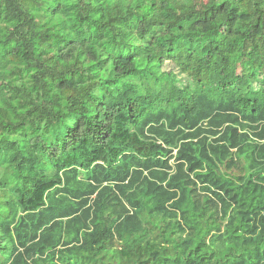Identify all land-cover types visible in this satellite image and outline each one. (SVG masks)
<instances>
[{"label":"trees","instance_id":"trees-1","mask_svg":"<svg viewBox=\"0 0 264 264\" xmlns=\"http://www.w3.org/2000/svg\"><path fill=\"white\" fill-rule=\"evenodd\" d=\"M0 264H264V0H0Z\"/></svg>","mask_w":264,"mask_h":264},{"label":"rangeland","instance_id":"rangeland-1","mask_svg":"<svg viewBox=\"0 0 264 264\" xmlns=\"http://www.w3.org/2000/svg\"><path fill=\"white\" fill-rule=\"evenodd\" d=\"M34 18L40 28H51L53 31H58L65 27V21L61 17L57 16L54 19H49L41 9L34 12ZM179 67L180 65L178 63L170 61L165 63L160 68L151 69V72L155 76H158L165 86L170 87L171 83L177 78L181 79L182 83H186L187 78L184 75L181 76L182 78L179 77ZM246 73V68L241 65L237 70L232 72L231 78L233 80H239V82L243 85L246 81ZM255 94L257 95L258 91H254L253 93L249 92L246 96V100H249L251 97L253 98Z\"/></svg>","mask_w":264,"mask_h":264}]
</instances>
